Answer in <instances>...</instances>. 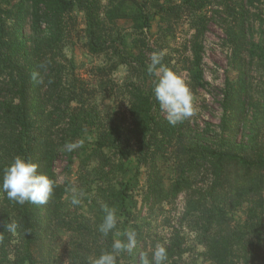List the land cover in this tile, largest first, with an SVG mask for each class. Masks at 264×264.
<instances>
[{
    "label": "rangeland",
    "instance_id": "rangeland-1",
    "mask_svg": "<svg viewBox=\"0 0 264 264\" xmlns=\"http://www.w3.org/2000/svg\"><path fill=\"white\" fill-rule=\"evenodd\" d=\"M76 1L99 5L103 23L98 26V41L102 46L96 54L89 53L86 15L78 5L69 13V34L62 49L75 69L62 63L57 77L65 91L76 93L70 107L84 115L86 122L83 133L73 141L80 147L71 152L60 147L53 173L64 192L56 204L52 198L43 205L40 236L29 264H93L102 252L112 250L115 240L127 243L129 230L137 234L136 247L120 252L117 264H141L142 254L151 260L158 244L168 251L176 241L182 252L165 264H213L207 255L206 234L244 233L246 205H237L233 200L236 190L217 186L205 168L187 171L185 157L198 147L169 143L161 136L158 117L165 115L155 101V79L147 69L151 54L160 53L162 63L190 87L194 114L176 124L183 133L181 139L188 142L201 136L200 141H219L217 138L228 135L229 130L222 128L221 104L226 80L235 82L239 68L246 87L241 97L247 105L231 121L235 116L240 124L245 120L247 129L242 124L235 139L243 141L251 133L264 149V62L251 59L246 49L251 42L264 49V6L244 3L249 15L236 48L229 42L226 28L243 0H201L204 4L199 12H193L186 0ZM15 3L0 0V20L8 29L14 21ZM197 29L200 33L194 39ZM25 34L32 42L28 22ZM195 40L202 46L199 66L194 64ZM38 65L42 68V59ZM9 67L0 70L6 81L13 76V67ZM198 73L201 80L194 82ZM8 88L0 83V99L13 97L14 90ZM65 91L59 98L60 107L69 102ZM141 99L147 108L141 107ZM66 128L59 125L55 138L63 139ZM3 130L8 139L7 126ZM181 175L189 178L190 189L170 198L167 192ZM3 197L0 193V210ZM74 197L78 204L72 203ZM105 205L119 218L107 236L99 231ZM11 222L17 223L9 214ZM10 236L4 264L23 256L24 235L19 224ZM239 259L238 264H264L259 254L248 250Z\"/></svg>",
    "mask_w": 264,
    "mask_h": 264
},
{
    "label": "trees",
    "instance_id": "trees-1",
    "mask_svg": "<svg viewBox=\"0 0 264 264\" xmlns=\"http://www.w3.org/2000/svg\"><path fill=\"white\" fill-rule=\"evenodd\" d=\"M185 2L191 4L193 12H199L204 4L201 0ZM244 3L250 6L255 4L264 6V0H243L238 10H233L236 19H232V23L227 25L226 33L229 42L236 48L238 37L244 35L249 15V11L243 7ZM78 5L82 6L86 15L88 40L86 47L89 53L96 54L101 51L98 26L103 21L100 7L95 2L16 0L12 26L8 29L0 20V70L4 65L13 67V76L11 75L7 81L0 77V83L3 82L9 90H14L11 99H0V174L17 156L38 164V172L54 182V191L49 200L54 198L55 204L64 192L56 183L53 173L60 147H64L68 142L73 143L74 139L83 133L86 122L84 115L76 114L75 109L70 107V103L76 99L74 96L76 93L73 90L65 91L60 77H57L58 71L63 68L62 63L75 69L73 63L62 54V49L69 34L67 29V22L71 19L69 13ZM103 16L106 18V15ZM26 22L29 24L32 42L28 41L25 34ZM197 26L201 28L200 22ZM199 33L200 30L197 29L194 39H197ZM246 49L247 56L251 59L264 62V49L259 43L251 42L246 45ZM201 53L202 46L195 40L193 57L196 66L200 65ZM238 55L239 59L242 58L240 53ZM40 59L42 68L38 65ZM236 70V81L231 83L226 80V90L221 104L222 128L229 132L228 135L217 138L219 141L212 139L200 141L202 136L198 137L197 141H184L181 139L183 133L177 130L176 125H170L165 118L158 117L161 136L167 137L169 143L175 141L181 146L189 143L187 146L198 147L185 157L187 171L196 167L205 168L217 186H231L236 190V197L233 200L237 205H246V220L241 228L244 233L206 234L207 255L213 264H238L239 256L244 250H248L252 255L259 254L260 260L264 262V149L257 137L250 136L251 133L243 141L235 139V133L242 131L240 126L243 124L246 128L245 120L240 124L236 116L239 113L243 114L244 105H247L241 97L246 88L241 81L242 72L239 68ZM33 73L37 74L36 79H33ZM151 76L157 80L156 76ZM196 78L194 82H199L201 74L198 73ZM41 90L42 103L39 102ZM64 91L69 102L65 107H60L59 98ZM140 102L142 108H147V103L143 99ZM233 114L236 116L231 121ZM244 116L247 118L248 114ZM59 125L67 126L61 140L55 138V129ZM4 126H7L10 134L8 139H4L2 135ZM248 130L254 132L252 127ZM188 189L190 180L181 175L171 185L167 195L174 198L178 193ZM43 205L28 202L20 205L4 195L0 210V264H4L9 256L11 236L6 227L9 224V214L15 216L24 235L23 256L15 257L13 264H29L32 261V252L37 247L36 243L40 236ZM181 248V243L176 241L167 251V260L180 255Z\"/></svg>",
    "mask_w": 264,
    "mask_h": 264
},
{
    "label": "clouds",
    "instance_id": "clouds-1",
    "mask_svg": "<svg viewBox=\"0 0 264 264\" xmlns=\"http://www.w3.org/2000/svg\"><path fill=\"white\" fill-rule=\"evenodd\" d=\"M160 53L151 54V62L148 65V74L158 76L154 82L153 94L155 101L159 104L160 110L165 115L166 121L170 125L181 123L194 114V96L186 82L167 68L162 63ZM37 74L33 73V79ZM80 143L68 142L64 145L69 152L80 147ZM39 165L26 161L17 156L13 162L6 167L0 174V193L23 205L26 202L43 205L48 202L54 191V182L46 175L38 172ZM73 204H78L79 200L75 197ZM118 217L115 210L104 206V217L99 225V231L107 236L114 230L118 223ZM9 232H15L18 224L11 222L6 225ZM136 232L129 230L125 233L127 243L117 239L112 243L111 251L102 252L93 264H117V256L122 251L131 252L136 247ZM167 251L163 245H157L152 253V259L149 260L147 254H142L141 264H165Z\"/></svg>",
    "mask_w": 264,
    "mask_h": 264
}]
</instances>
